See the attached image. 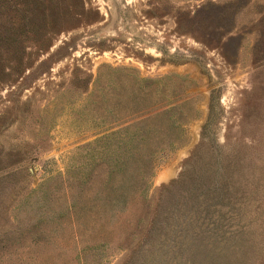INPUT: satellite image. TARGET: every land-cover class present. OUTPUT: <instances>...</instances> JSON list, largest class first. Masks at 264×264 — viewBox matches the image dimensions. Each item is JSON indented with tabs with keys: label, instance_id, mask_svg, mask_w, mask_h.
<instances>
[{
	"label": "rangeland",
	"instance_id": "obj_1",
	"mask_svg": "<svg viewBox=\"0 0 264 264\" xmlns=\"http://www.w3.org/2000/svg\"><path fill=\"white\" fill-rule=\"evenodd\" d=\"M132 91L142 190L85 145ZM0 264H264V0H0Z\"/></svg>",
	"mask_w": 264,
	"mask_h": 264
},
{
	"label": "trees",
	"instance_id": "obj_2",
	"mask_svg": "<svg viewBox=\"0 0 264 264\" xmlns=\"http://www.w3.org/2000/svg\"><path fill=\"white\" fill-rule=\"evenodd\" d=\"M130 97L125 116L85 145L98 149L99 161L109 166V172H121L142 190L154 168L152 155L171 151L182 140L178 133L183 130L185 112L175 102L149 106L143 102L145 95L132 91Z\"/></svg>",
	"mask_w": 264,
	"mask_h": 264
}]
</instances>
